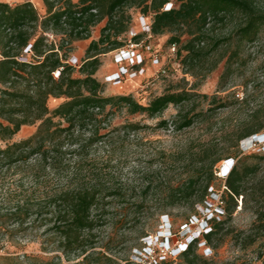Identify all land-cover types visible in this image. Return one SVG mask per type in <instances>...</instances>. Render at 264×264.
I'll list each match as a JSON object with an SVG mask.
<instances>
[{"label":"trees","instance_id":"1","mask_svg":"<svg viewBox=\"0 0 264 264\" xmlns=\"http://www.w3.org/2000/svg\"><path fill=\"white\" fill-rule=\"evenodd\" d=\"M42 1L47 8L45 15L28 0L15 4L0 0V177L10 179L5 196L12 202L6 212L0 213V224L21 236H27L25 231L29 228L45 225L60 251L66 255L81 252L84 256L73 263L35 256L4 257L0 264H80L92 259L97 253L95 229L109 218L112 199L123 200V194L121 188L103 184L93 170L87 169L89 148L111 142L113 136L110 140L105 138L114 131H136L141 127L140 123L128 121L102 133L109 120V115L103 116L107 107L124 106L130 114L139 112L154 118L170 103L179 105L192 99L189 90L154 96L148 105L134 100L130 94L103 95L106 84L95 76L102 64L100 57L126 44L118 38L128 31L131 20L120 8L126 4L143 5L144 16L152 10L151 33L175 32L169 41L181 44L179 52L186 51L183 62L190 65L201 62L205 53L214 52L219 45L217 39L206 52L201 46L208 41L207 32L216 21H225L238 13L242 23L235 32L240 40L247 41L253 40L264 25V11L255 0H175L177 5L171 0ZM168 2L173 5L164 10ZM104 18L107 21L100 37L89 42L85 59H80L77 66L70 64L66 49H71L76 40L89 38L92 27ZM47 31L60 36L50 39ZM184 33L189 38L182 43ZM141 36L137 33L134 40ZM216 67L214 64L211 70ZM76 70L80 76L74 75ZM50 96H63L65 100L51 111L47 102ZM175 115L172 123L181 130L193 125L201 114L186 110ZM35 123L39 125L31 136L13 140L23 126ZM168 124V119L158 123L162 127ZM258 131L251 129L240 138L251 137ZM212 150L210 145H203L198 152L187 150V177L177 184H168L164 195L167 205L192 202L195 212L185 223L201 217L202 209L219 199L217 202L227 213L224 218L221 215L210 221L211 230L200 238L203 245L222 232L228 217L236 211L238 198L246 197L247 176L253 171L237 160L226 176L221 195L213 188L209 190L215 167L222 159ZM230 158L233 159L225 160ZM151 184L145 192L152 189ZM144 199L131 205L141 208ZM263 219L258 212L257 220ZM199 247L195 240L179 256L186 264H196L201 258ZM102 256L109 263L115 262L111 256ZM155 264H172V260L164 257Z\"/></svg>","mask_w":264,"mask_h":264},{"label":"rangeland","instance_id":"2","mask_svg":"<svg viewBox=\"0 0 264 264\" xmlns=\"http://www.w3.org/2000/svg\"><path fill=\"white\" fill-rule=\"evenodd\" d=\"M20 1L14 0L11 4L22 3ZM28 1L41 15L46 14L47 8L41 0ZM171 1L178 4L175 0ZM255 1L264 11V0ZM122 10L125 17L129 16L131 20L128 31L120 34L118 40L127 42L133 29H141L143 5L126 4L119 9ZM146 13L151 19L154 12L149 10ZM106 21L104 18L93 26L89 38L76 40L71 49H66L70 64L77 66L80 59H85L87 45L100 37V30ZM241 23L242 16L238 13L225 21H216L207 32L208 41L201 46L206 52L215 40L220 39V43L214 52L205 53L201 62L194 65L183 62L186 51L179 52L181 44H176V49L172 50L173 43L169 38L175 32L152 34L151 38L141 34L139 39H146L153 45L167 65L166 75L154 74L155 67H152L147 54L142 63L146 69L144 74L136 79L124 80L121 85H113L108 75L118 71L114 63L117 52L113 50L100 57L102 64L95 76L106 84L104 96L130 94L144 105H148L154 96L170 91L189 90L193 96L183 104L170 103L154 118L139 112L130 114L124 106L107 107L103 116L109 115V120L104 123L106 129H102V133L128 121L140 123L141 127L136 131H114L105 138L110 140L113 136L111 142L89 148L87 169L93 170L103 184L121 188L123 200L112 199L109 218L95 229L97 243L94 249L99 255L95 253L92 259L80 264H149L134 259L133 254L137 248H142L144 236H155L161 233L160 230L173 231L170 244L174 247L182 239L181 235L189 231V228L182 230L181 227L195 211L191 201L167 205L164 195L168 184H177L187 177L190 165L186 151L198 152L203 145L212 146L214 155L222 157L215 167L209 190L213 188L221 195L225 189L226 175H223L222 167L227 157H233L234 163L242 161L253 171L247 176L246 197L242 199L241 195L238 198L236 211L228 217L222 232L211 243L200 245L198 253L201 258L196 264H264V219L257 220L258 212L264 217V148L253 141L244 145L245 138H240L251 129H259L256 135L264 133V25L253 40L247 41L240 40L235 32ZM46 35L50 39H58L60 33L55 35L47 31ZM188 38L189 35L184 33L182 43ZM214 64L217 67L211 70ZM74 75L80 76L79 71L76 70ZM63 100V96H50L47 99L49 109L52 111ZM186 110L201 115L193 125L177 130L172 120L178 111ZM162 119L169 120L167 127L158 125ZM38 125L26 124L13 140L26 139L37 130ZM258 138H261L260 135L255 140ZM149 183H152V189L145 192ZM10 185V179L2 175L0 213L6 212L12 205L5 196ZM142 198L145 199L141 208L131 205ZM37 226L25 231L27 236H21L0 224V261H4V257L24 259L35 256L42 260L73 263L83 258L81 252L66 255L60 251L46 226ZM190 226L195 228V224ZM102 255L111 256L115 262L103 260ZM167 259H171L172 264H186L179 254H168Z\"/></svg>","mask_w":264,"mask_h":264},{"label":"built area","instance_id":"3","mask_svg":"<svg viewBox=\"0 0 264 264\" xmlns=\"http://www.w3.org/2000/svg\"><path fill=\"white\" fill-rule=\"evenodd\" d=\"M11 3L14 0H8ZM173 5L172 2H168L167 5L164 7V10H167ZM141 29L140 30H132L131 31V38L126 42L125 45L121 46L118 49H115L117 52L114 56V63L118 68L116 73H112L108 75V80L113 85H121V82L124 80H132L136 79L138 75H142L145 73L146 69L142 66V63L146 60L147 54L150 59V63L152 67H155L154 74L156 75H166L168 73V67L162 61L160 54L158 51L154 49V46L145 41L146 39H138L134 40V37L137 33H141L145 35L146 38H151V24L152 19H149L147 16L141 15ZM172 50L176 49V45L172 44ZM74 60V58L72 59ZM126 62H129L128 65ZM134 66H138L134 68ZM256 135V134H254ZM253 142L259 143L262 148H264V140H254ZM226 162H230L229 169H225L222 167L223 175H226L230 172L232 167L234 166L233 159H226ZM203 214L201 217H196L194 221L185 223L182 225V230L189 228L188 232L183 233L182 239L172 246L170 244L171 238L173 236V231L169 230H160L155 236L147 235L144 237L142 250L136 249L135 253L133 254L134 259H138L142 262V260L149 262V264H155L156 261L160 258L167 257L168 254L170 255H178L183 250L187 249L191 242L198 240V243L201 245L200 238L202 235L206 234L211 230L210 221L214 218L220 217L224 210L219 203L212 201L208 206L202 209ZM195 224V228L189 227V225ZM143 257H145L143 259Z\"/></svg>","mask_w":264,"mask_h":264},{"label":"bare ground","instance_id":"4","mask_svg":"<svg viewBox=\"0 0 264 264\" xmlns=\"http://www.w3.org/2000/svg\"><path fill=\"white\" fill-rule=\"evenodd\" d=\"M261 138H258V140H264V133L263 134H259ZM259 135H252L250 138H245V140L243 141V144L244 145H247V144H251L252 141H254L255 139H257V137H259ZM226 161V160H225ZM229 166H230V162H224V170L225 169H229Z\"/></svg>","mask_w":264,"mask_h":264},{"label":"crops","instance_id":"5","mask_svg":"<svg viewBox=\"0 0 264 264\" xmlns=\"http://www.w3.org/2000/svg\"><path fill=\"white\" fill-rule=\"evenodd\" d=\"M22 1H24V0H22ZM22 1H20V2H22ZM42 1V0H41ZM42 3H43V1H42Z\"/></svg>","mask_w":264,"mask_h":264}]
</instances>
